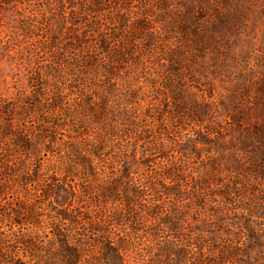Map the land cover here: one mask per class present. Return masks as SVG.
<instances>
[{
  "label": "rangeland",
  "instance_id": "rangeland-1",
  "mask_svg": "<svg viewBox=\"0 0 264 264\" xmlns=\"http://www.w3.org/2000/svg\"><path fill=\"white\" fill-rule=\"evenodd\" d=\"M2 133L72 148L79 264H264V0H0Z\"/></svg>",
  "mask_w": 264,
  "mask_h": 264
},
{
  "label": "trees",
  "instance_id": "trees-1",
  "mask_svg": "<svg viewBox=\"0 0 264 264\" xmlns=\"http://www.w3.org/2000/svg\"><path fill=\"white\" fill-rule=\"evenodd\" d=\"M10 134L0 135V264H79L86 249L73 229L98 220L89 206L79 204L75 178L81 169L71 157L72 148L64 144L67 154L48 165L9 153ZM13 140L16 152L32 144L27 134ZM57 190L67 192L63 201Z\"/></svg>",
  "mask_w": 264,
  "mask_h": 264
}]
</instances>
